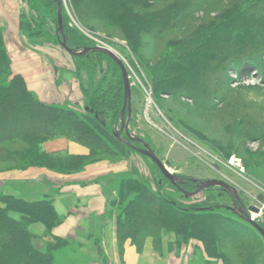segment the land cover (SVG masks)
<instances>
[{"label": "rangeland", "instance_id": "374dc122", "mask_svg": "<svg viewBox=\"0 0 264 264\" xmlns=\"http://www.w3.org/2000/svg\"><path fill=\"white\" fill-rule=\"evenodd\" d=\"M98 1H102L104 6L97 10L94 7ZM62 2L64 33L75 43L72 50L82 52L77 45L106 47L125 63L132 86L131 136L155 151L177 177L180 186L193 187L194 190L188 188V192L197 191L195 186L210 180L224 181L233 186L247 209L253 206L260 210L257 223L264 227V130L254 127L255 124L246 125L248 127L242 130V134L240 129L235 128L243 113L257 119L264 118V29L255 20L264 18V0H236L238 7L232 5L233 0H206L199 5L197 12L189 13L184 18L186 20L182 26L176 24L159 32L150 30V33L141 29L135 32L132 25L136 16L142 14L145 19L149 18L154 9H163L177 0H151L148 3L150 7L145 6L144 0H133L136 6L126 3V0ZM57 16L58 4L54 12V7L46 0H0V34L12 73L23 76L29 91L36 98L79 116L89 115L87 108L94 110L102 122L111 125L112 132L119 140L117 146L111 147V157L130 161L125 171L132 166L131 173L124 172L126 174L120 178L110 180L114 184L109 187L112 191L109 197L112 218L117 220L123 208L134 198L142 209L145 200L139 196L141 188L151 194L161 193L187 206L216 204L214 208L220 211L214 216L241 224L232 228L239 231L240 238L246 240L243 243L257 253L255 264H264V238L254 236L240 222L247 223L241 218L239 203H235L225 189L216 186L187 198L164 177L152 160L128 148L126 143L129 138L119 113L124 106L119 70L108 58L98 54L76 61L61 45ZM217 20L223 25L217 32L220 35L213 39L218 48L207 47V55L199 60L197 71L193 73L189 68H183L181 71L186 78L171 81L166 76L159 88L151 83V77L140 67L137 55L128 46L126 38L131 31L133 36L139 35L141 46L138 52L149 65H159L162 70L165 58L177 48L178 42L195 40L196 34L199 41L203 37H199V31L205 25L214 30ZM225 28L229 32V36L225 37L227 40L220 32H224ZM235 38L241 42L240 47ZM202 95L205 97L202 98ZM228 106L232 111H228L227 116L223 115ZM236 108L242 114L234 113ZM127 116L128 109L125 121ZM85 125L91 127L89 123ZM59 140L85 147L65 138L50 140L45 144ZM135 146L144 148L141 143H135ZM28 148L24 138L0 144V192L16 193L27 198L48 196L54 204L57 201L62 205L68 203V200L55 196L54 189L41 181L27 178L40 171L56 173L42 164H34L25 153L21 154ZM58 152L69 153L62 150L53 153ZM97 156L101 157L99 154ZM144 213L139 211L135 219L140 220ZM44 229L39 224L30 226V230L42 237L41 246L46 250V242L56 241L48 237L50 231ZM212 232L216 233L217 229ZM169 236L180 241L183 239L181 236ZM223 238L227 245L218 251L212 250L216 258L208 256L199 241L191 240L197 243L199 249H203L205 255L202 261L205 264H242L243 257L233 244L240 238L236 235H224ZM65 244L58 248L62 250L54 251L56 264H78L80 257L76 255L77 248L74 244L67 247ZM219 254H223L221 259L217 257Z\"/></svg>", "mask_w": 264, "mask_h": 264}, {"label": "trees", "instance_id": "16d2710c", "mask_svg": "<svg viewBox=\"0 0 264 264\" xmlns=\"http://www.w3.org/2000/svg\"><path fill=\"white\" fill-rule=\"evenodd\" d=\"M46 1L50 3V6L54 7L55 12L57 8L56 0ZM144 1L145 6L150 7L148 3L151 0ZM204 1L206 0H199V2L197 0H177V2L163 9H154L149 18L145 19L142 14L138 17L136 16L132 28L135 29V32L141 29L142 32L147 31L150 33V30L151 32L155 30L159 32L176 24L182 26L184 24L183 21L186 20L184 18L189 13L197 12V9ZM233 1L232 5L238 7L236 0ZM126 3H132L134 6L137 4H134L133 0H126ZM101 5L104 6V3L98 1L94 8H102L103 6L101 7ZM56 19V26L58 27V16ZM255 20L257 23L262 24L264 29V18H256ZM216 23L214 30L205 25L203 30L199 31V37L203 36L199 41L196 40V34L195 40L188 39V41L178 42L177 48L165 58V62H163L165 66L162 70L158 67L159 65H149L147 59L138 52L141 46L139 35L133 36L131 31L126 38L129 42L128 46L137 55L140 67L147 76L151 77V83L159 88L163 85L166 76L171 81L177 78L183 79L185 77L181 71L183 68H189L193 73L197 71L199 60L207 55V47L218 48L215 46L216 41L213 42V39L220 35L217 32L223 25L219 20ZM220 32L223 34H221L224 37L223 39L229 36L227 28L224 29V32ZM65 38L68 47L70 49L74 48L75 43L72 39L67 35ZM57 41H59L58 38ZM236 41L240 47L241 42L239 39H236ZM77 46L81 50L90 48L88 45ZM210 50L213 51V49ZM95 54L108 58L116 67L115 69L119 70L125 98L122 70L109 56L90 52L85 56H73V58L77 61ZM163 63H161V66H163ZM204 85H206L205 82ZM204 97L202 95V98ZM201 101L203 102V100ZM237 107L239 108L238 105ZM235 111L236 114H242V112L239 113L237 108L233 112L235 113ZM88 113L89 115L87 116H79L54 105H48L36 98L29 91L23 76L12 73L8 52L3 42V36L0 34V144L24 138L28 142L30 149L28 148L21 154L25 153L32 158L30 161H34V164H42L60 174H71L72 172L75 173V171L81 172L88 165L100 159L105 157L112 158L111 147L112 145L117 146L119 141L112 132L110 124L102 122L99 116L97 118L95 111L91 113L89 109ZM119 113L122 116V108ZM117 114L118 111L116 116ZM239 121L238 129L241 131L245 127L254 124V127L264 130V124L256 122L253 115L243 113L240 115ZM88 123L89 125L91 124V127L85 125ZM241 133L243 134L244 131ZM60 138L69 139L84 145L90 150L89 155L79 156L71 155L67 152L49 153L45 151L43 147L45 142ZM128 148L135 151L131 147ZM98 154L101 157L97 156ZM195 187L198 189L199 186ZM161 188L162 185L159 186V189ZM181 188L186 192L190 191L188 188L194 190L193 187H188L185 184H182ZM211 189L212 187L208 188L207 191ZM37 196L27 198L21 197V195L16 193L5 194L0 192V264H55L54 251L63 246L65 240L53 236L56 242H46L45 250L41 246L42 237L30 230L31 225L39 224L50 231L57 220V211L53 199L48 196ZM139 196L142 200H145L142 203V209H140L137 199L134 198L123 208L122 215L117 219V242L122 260L125 244L128 241L139 251H143L147 240L152 239L155 250L160 253L163 251L165 240L169 235L181 236L183 238L182 241L176 239L169 242L171 252L175 251L176 248H182L189 240L195 239L202 244L208 256L216 258L212 250L218 251L223 245H227V241L225 242L223 238L224 235L228 237L236 235L240 238L239 231L232 227L233 225L239 227L238 225L241 224H233L225 219L216 218L214 215L220 211L214 208L216 204L187 206L178 203L177 200L166 198L161 193H158V195L148 193L143 188H141ZM137 211H141V213L145 211L140 220L135 219L138 214ZM240 222H242L244 227H248L254 236L262 237L256 229L249 226L250 224L248 225L243 221ZM213 229H217V232L213 233ZM245 241L240 238L239 241L233 244L236 245L239 254L243 257L241 259L242 264H255L258 255L253 248L243 243ZM221 255L223 254H219L217 257L221 259ZM225 261H228L227 258H225Z\"/></svg>", "mask_w": 264, "mask_h": 264}, {"label": "crops", "instance_id": "0c3cea01", "mask_svg": "<svg viewBox=\"0 0 264 264\" xmlns=\"http://www.w3.org/2000/svg\"><path fill=\"white\" fill-rule=\"evenodd\" d=\"M44 149L49 153L62 150L79 156L90 153L89 149L67 140L47 143ZM129 162L125 159L103 158L75 174L40 171L27 177L33 181H41L48 188L54 189L55 196L69 201L63 205L58 204V201L55 204L57 220L48 237L62 238L66 247L74 244L77 248L76 255L80 257L78 264H205L202 261L205 253L195 241L191 240L182 248L171 252L169 242L176 240L174 236L166 238L160 253L155 250L152 239L147 240L143 251H139L128 241L123 260L121 259L117 242V220L109 213V197L112 192L109 187L114 185L111 184V179L116 180L121 175L132 172V166L125 171ZM60 250L62 248L57 251Z\"/></svg>", "mask_w": 264, "mask_h": 264}, {"label": "water", "instance_id": "95a60500", "mask_svg": "<svg viewBox=\"0 0 264 264\" xmlns=\"http://www.w3.org/2000/svg\"><path fill=\"white\" fill-rule=\"evenodd\" d=\"M57 4H58V36H62V41H61V45L62 47L72 56L75 57H82L85 56L87 54H89L90 52H100L103 53L107 56H109L122 70V75H123V80H124V87H125V98H124V106H123V111H122V124H123V129L125 130L128 138H129V142L126 143V145H128L129 147L133 148L136 152L148 157L150 160H152L159 168V170L161 171V173L164 175L165 178H167L180 192H182L187 198L195 196L203 191H205L208 188L211 187H222L223 189H225L230 196L234 199V202H238L240 205V212L241 214V218L246 221L248 224H250L254 229H256L258 231V233L264 238V228L258 224L257 222L253 221L250 217V212H254V213H259V209L256 207H250L249 209H247L245 207V205L243 204V202L241 201L239 195H238V191L231 185H229L228 183L224 182V181H219V180H210L207 181L206 183H203L202 185H200L197 189V191L195 192H186L184 191L181 186L177 183V177L167 168V166L163 163V161L157 156V154L155 153V151L147 144H145L143 141L141 140H137L134 139L130 132H129V128H130V123H131V118H132V86L130 83V78L128 75V71L126 68L125 63L123 62L122 59H120L117 54L115 52H113L111 49H108L106 47H100V46H96L93 48H86L85 50H83L82 52H77L74 51L72 49H70L68 47L66 38H65V33H64V25H63V2L62 0H56ZM128 109V116H127V120L125 121V115H126V110ZM87 110H89L87 108ZM91 113H93V110H90ZM96 117L98 118V115H96ZM135 143H141L144 145V148H138L135 146Z\"/></svg>", "mask_w": 264, "mask_h": 264}, {"label": "bare ground", "instance_id": "6f19581e", "mask_svg": "<svg viewBox=\"0 0 264 264\" xmlns=\"http://www.w3.org/2000/svg\"><path fill=\"white\" fill-rule=\"evenodd\" d=\"M228 107H229V106H228ZM236 107H237V105H236ZM228 111H232L231 107H229V109H225V110L223 111V115H226V113H227ZM231 113H232V112H231ZM226 116H227V115H226ZM246 121H247V120H246ZM255 121L258 122L259 124H264V118H263V119H257V118H255ZM235 128H239V124L235 125Z\"/></svg>", "mask_w": 264, "mask_h": 264}, {"label": "built area", "instance_id": "2783aa9c", "mask_svg": "<svg viewBox=\"0 0 264 264\" xmlns=\"http://www.w3.org/2000/svg\"><path fill=\"white\" fill-rule=\"evenodd\" d=\"M259 212H260V210H259ZM257 214H259V213L250 212V217L255 222H257Z\"/></svg>", "mask_w": 264, "mask_h": 264}, {"label": "flooded vegetation", "instance_id": "af4514ba", "mask_svg": "<svg viewBox=\"0 0 264 264\" xmlns=\"http://www.w3.org/2000/svg\"><path fill=\"white\" fill-rule=\"evenodd\" d=\"M136 145H138V144H136ZM139 148V147H138Z\"/></svg>", "mask_w": 264, "mask_h": 264}]
</instances>
